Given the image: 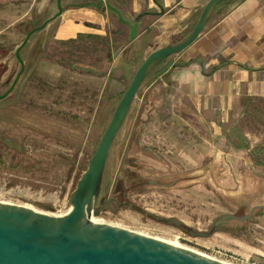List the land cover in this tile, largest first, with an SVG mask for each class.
<instances>
[{"label": "rangeland", "instance_id": "obj_1", "mask_svg": "<svg viewBox=\"0 0 264 264\" xmlns=\"http://www.w3.org/2000/svg\"><path fill=\"white\" fill-rule=\"evenodd\" d=\"M56 10V0L34 8L23 0H0V93L20 69L15 47ZM59 18L31 33L19 52L24 71L8 95L0 98V201L50 213L71 207L68 196L143 56L141 51L139 59L129 52L113 55L126 40V28L114 12L109 13L105 35L67 37L59 27L61 32L55 35ZM160 64L138 88L103 170L102 201L109 196L123 159L114 194L131 204L110 202L95 218L211 257L218 256L217 250H228L264 264V203L246 220L230 219L218 230L212 228L217 215L243 216L252 203L264 200V192L249 187L245 191L244 179L249 171L264 185L260 102L244 105L233 118L215 126L171 113L157 118L146 110L143 95ZM150 122L159 136L145 127ZM240 143L242 149L236 148ZM211 150L225 159L241 160L238 173L243 182L234 186V192L222 187L227 173L220 168L210 171ZM229 151L236 155L229 156ZM254 184L252 180L248 186ZM159 217L176 218L184 229Z\"/></svg>", "mask_w": 264, "mask_h": 264}, {"label": "crops", "instance_id": "obj_2", "mask_svg": "<svg viewBox=\"0 0 264 264\" xmlns=\"http://www.w3.org/2000/svg\"><path fill=\"white\" fill-rule=\"evenodd\" d=\"M40 1L23 0V3L34 8L40 6ZM207 1L105 0L126 19L133 21L143 13L137 20L133 39L129 38L128 26L121 22L126 28V40L113 55L118 53V58L129 52L132 58L139 59L141 51L142 61L154 48L183 36L193 26ZM91 2L98 0H61L63 12L58 16L61 23L55 35L61 31L67 37L79 33L105 35L109 13L113 11L104 4L94 7ZM159 66L148 79L143 95L146 110L157 118L171 113L215 126L227 122L253 101H259L264 111V0H229L216 7L197 37L181 51L165 58ZM145 127L151 135L159 136L154 122ZM236 148L242 149L241 143ZM210 154L213 159L210 171L214 173L220 168L227 173L222 187L232 193L234 186H242L243 178L238 173L241 160L225 159L214 150ZM227 154L232 156L236 152ZM220 164L222 168L218 167ZM244 165L250 166L248 160ZM248 173L245 182L249 184L254 180L255 184H247L245 191L248 192L249 187L259 194L264 192L260 176L255 178L256 175ZM263 203L264 200L252 203L246 214L252 208L253 214Z\"/></svg>", "mask_w": 264, "mask_h": 264}, {"label": "water", "instance_id": "obj_3", "mask_svg": "<svg viewBox=\"0 0 264 264\" xmlns=\"http://www.w3.org/2000/svg\"><path fill=\"white\" fill-rule=\"evenodd\" d=\"M222 1L224 0H208L201 8L193 26L183 36L154 48L138 64L112 111L87 167L68 196L71 204L69 210L50 213L0 201V264H231L165 239L101 222L95 218L106 204L97 201L107 154L138 88L154 67L168 56L187 47L197 37L215 7ZM90 4L97 8L104 4L115 12L117 20L128 26L129 38L135 37L137 20L143 13L138 14L132 21L124 18L117 8L105 0ZM56 6V12L29 30L15 47L14 54L20 63V69L12 85L0 94V98L10 92L24 69L19 52L31 33L44 28L51 19L62 14L61 0H56ZM138 119L139 113L135 117L131 133L135 130ZM252 211L253 208L249 214L241 217L224 213L217 215L214 220L221 216L226 220H245ZM166 219L174 224L180 223L175 218ZM180 228L184 229L183 226Z\"/></svg>", "mask_w": 264, "mask_h": 264}, {"label": "flooded vegetation", "instance_id": "obj_4", "mask_svg": "<svg viewBox=\"0 0 264 264\" xmlns=\"http://www.w3.org/2000/svg\"><path fill=\"white\" fill-rule=\"evenodd\" d=\"M35 23L36 22H38L37 20L36 21H34ZM19 71V70H18ZM23 71H24V69H23ZM23 71H22V73H23ZM18 73V72H17ZM21 73V74H22ZM20 76L21 75H19L18 77H17V79H16V81H15V83H14V85H13V87L16 85V83L18 82V80L20 79ZM16 77V76H15ZM15 77H14V79L12 80V82L15 80ZM12 82L10 83V85H9V87L12 85ZM8 87V88H9ZM12 87V88H13ZM11 91V90H10ZM5 92V91H4ZM4 92H2V93H4ZM2 93H0V94H2ZM8 94H6L4 97H6ZM3 98V97H2ZM137 126V125H136ZM133 133V132H132ZM132 133H131V131H130V136H129V139H130V137L132 136ZM126 150V149H125ZM122 163H123V159L121 160V162H120V164H119V166H118V169H117V171H116V174H115V177H114V180H113V183H112V186H111V189H110V192H109V196L107 197V199L106 200H104V201H102V199L100 198V193H101V189H102V185H101V189H100V193H99V196H98V201H97V203H104V202H106V204H105V206L107 205V204H109L110 202H113V203H116V204H118V203H123V204H131V202H129V201H127V200H122V201H119V200H117V198H116V196H115V192H114V186H115V184H116V182H117V180H118V177H119V174H120V169H121V165H122ZM104 206V207H105ZM236 215V214H235ZM237 216V215H236ZM238 217H241V216H238ZM164 219L163 220H166V221H168L165 217H163ZM171 218H173V217H171ZM176 219V218H175ZM230 219H237V218H229V219H225L223 216H221V217H219V218H216L215 220H213L212 221V228L214 229V230H218L220 227H222V226H225L226 225V223H227V221L228 220H230ZM177 220V219H176ZM246 220V219H245ZM243 221V220H242ZM176 225H178V226H182L180 223L179 224H176Z\"/></svg>", "mask_w": 264, "mask_h": 264}, {"label": "built area", "instance_id": "obj_5", "mask_svg": "<svg viewBox=\"0 0 264 264\" xmlns=\"http://www.w3.org/2000/svg\"><path fill=\"white\" fill-rule=\"evenodd\" d=\"M216 252L219 254L218 256L214 255V258L231 264H260L258 261L250 258L249 256H241L228 250H217Z\"/></svg>", "mask_w": 264, "mask_h": 264}, {"label": "bare ground", "instance_id": "obj_6", "mask_svg": "<svg viewBox=\"0 0 264 264\" xmlns=\"http://www.w3.org/2000/svg\"><path fill=\"white\" fill-rule=\"evenodd\" d=\"M43 1H44V0H41V1L39 2V5H41ZM97 220H98V219H97ZM167 241H169L170 243H173V244L181 245V244H178V243H176V242H174V241H170V240H167Z\"/></svg>", "mask_w": 264, "mask_h": 264}, {"label": "trees", "instance_id": "obj_7", "mask_svg": "<svg viewBox=\"0 0 264 264\" xmlns=\"http://www.w3.org/2000/svg\"><path fill=\"white\" fill-rule=\"evenodd\" d=\"M229 0H224V1H222L220 4H218L216 7H218V6H220V5H222V4H225V3H227ZM215 7V8H216Z\"/></svg>", "mask_w": 264, "mask_h": 264}]
</instances>
